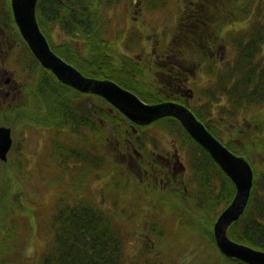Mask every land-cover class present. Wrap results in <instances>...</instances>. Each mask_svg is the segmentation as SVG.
I'll return each instance as SVG.
<instances>
[{
	"label": "rangeland",
	"instance_id": "obj_1",
	"mask_svg": "<svg viewBox=\"0 0 264 264\" xmlns=\"http://www.w3.org/2000/svg\"><path fill=\"white\" fill-rule=\"evenodd\" d=\"M113 1L110 7L104 0H89V4L97 21L100 6L102 28L110 21L105 35L118 46V50L110 52L118 58H129L133 66H143L144 71L134 73L138 77L132 79L141 80L138 84H142L141 89L149 96L164 91L163 101L191 103L198 108L210 102L206 116L221 133L218 132L222 142L235 144L234 152L249 157L256 179L262 183L264 105H247L233 114L230 111L234 109L233 104L224 97L211 100L204 93L207 87L215 85L218 74H211L212 62H207L206 57L201 68L195 57L198 51L194 42L199 35L196 32L205 28L209 19H227L234 4L203 0L206 9L198 10L178 0H119L118 4ZM211 1L215 3L210 4ZM7 2L0 0V79L5 78L11 87H8L9 94L0 91V112H4L0 125L11 128L12 146L6 160L0 157V264H41L55 236V211L61 202H75L77 198L89 199L117 216L126 238V264H234L220 256L216 243L208 237L211 234L208 229L213 230L215 237L220 213L211 210L210 215L208 210L199 208L201 195L195 196L200 191L197 175L202 168L193 165L192 158L203 164L208 162L206 167L212 169L210 159L204 158L206 154L191 147L182 137L159 127L156 121L147 125L133 122L97 93L86 92L95 96L94 104L104 108L103 112H95L96 127L87 124L76 129L64 119L59 126L55 121L43 120L47 105L40 103L36 107L38 102L33 105L34 98L23 92L21 85L28 81L29 87L35 84L38 73L43 75L40 66L55 73L36 57L16 21L14 23L13 8H9ZM182 9L189 11L184 19L180 16ZM170 15H174L173 20ZM230 22L223 25L226 36L247 24L245 20ZM54 30V39H60L62 36L58 37L57 30H62L58 26H54ZM82 36L63 35L72 43L80 40L76 48L86 57L87 45L92 39L83 40ZM227 47L226 44L219 51L221 57L226 55ZM204 49L206 56L209 52ZM32 54L39 61L38 65ZM215 60L219 61V57ZM173 76L174 80L176 76L183 80L188 77L187 91L181 95L185 101H180L175 90L168 92L163 87ZM132 79L126 73L128 84L133 83ZM85 99L86 96L81 102ZM30 106L34 113L26 119L22 116L23 109ZM105 110L111 115L121 112L123 116L117 121L104 117L105 121L101 117ZM67 147L91 150L90 153L106 157V162L100 166L83 163L77 154L64 153ZM174 154L177 155L176 170L172 166ZM167 155L171 157V164ZM202 217L205 219L200 222Z\"/></svg>",
	"mask_w": 264,
	"mask_h": 264
},
{
	"label": "trees",
	"instance_id": "obj_2",
	"mask_svg": "<svg viewBox=\"0 0 264 264\" xmlns=\"http://www.w3.org/2000/svg\"><path fill=\"white\" fill-rule=\"evenodd\" d=\"M104 1L108 7L114 3L113 0ZM120 1L116 0L117 4ZM224 1L230 5L234 4L231 8L232 13H229L227 19L224 20L223 17H218L215 20L209 19L207 25L204 26L205 28L201 27L200 31L196 32L199 35L194 42L198 51L195 57H197V64L200 68L204 64V57H206L207 62H212L209 68L211 74L215 73L216 76L218 74L215 85L211 88L207 87L204 94L209 98L224 97L233 104L234 109L230 111L235 114V111L247 105H264V0ZM237 1L240 2L237 4ZM178 2L185 3L194 9H206L203 0H178ZM7 3L9 8H12L10 0ZM211 3H215V1H211ZM216 4L219 3L216 2ZM97 8L99 9L97 15L99 21L96 19L89 0H38L37 15L40 26L54 51L77 66L84 74L112 79L137 92L146 102L163 101L162 98L165 95L163 92L160 91V93H153L155 95L149 96L146 91L141 89L142 84H138L141 80L132 79V77H138L134 76V73L144 71L142 65L133 66V62L129 58L126 59L125 56L118 58L115 53L110 52V50H118V46H115L114 42L105 35L110 26V21L105 22V28H102L101 8L100 6ZM183 9L180 12L182 19L185 18V13L189 12ZM170 16L173 20L174 15ZM239 20H245L247 24H244L233 34L227 36L223 34V25L228 21H231L232 24ZM54 26H58L63 32L57 30L58 37L62 36L58 40L53 37ZM79 34H83V40L92 39L87 45L86 57H83L76 48V42L80 40L72 43L63 37V35L72 37V35ZM226 44L228 45L227 53L221 57L219 51L223 50ZM204 48H207L209 52L206 56ZM214 51L216 52L214 55L210 54ZM33 57L34 60H37L34 55ZM216 57H219V61L215 60ZM35 62L36 65L39 64L38 60ZM40 67L43 70L42 77L41 73L35 72L38 73V78L36 77L34 81L35 84H31L29 87L28 81L27 84L21 86L23 92L34 98L33 105L37 102L36 107H39L40 103L47 105L43 120L55 121V124L59 126L64 119L67 125L76 129H81L87 124L96 127L95 112H103L104 108L94 104L95 96L78 91L75 87L61 81L50 70L43 66ZM126 73L131 77L132 84L126 82ZM134 83L141 87H137ZM175 87L177 88V86ZM78 95H81V98H78ZM84 96L86 99L81 102ZM181 100L182 98H180ZM209 103L199 108L191 103L188 104H191L190 108L205 122L213 134L224 142L220 137L221 133L216 130L206 116V108H208ZM30 109H32L31 106L23 109L22 116L26 119L29 114L34 113ZM0 116L3 117L4 112H0ZM120 116H123L121 112L118 115H111L105 110L101 117L105 121L104 117L110 121H117ZM21 119L23 120V118ZM156 122L155 124L159 127H164L178 137H182L191 147L195 146L200 149L206 154L205 159H210L209 164L213 166L212 169L206 167L209 166L208 162L203 164L192 158L193 165L202 168L197 175L200 191L195 196L201 195L199 208L208 210L210 215H212L211 210L221 213L235 194L236 188L231 178L215 162L209 151L190 135L176 117L166 116ZM225 144L233 151L236 150L235 144H231V142H225ZM63 151L64 153L77 154L83 163H91L92 166L103 165L107 159L94 152L90 153L91 150L84 151L67 147ZM109 161L111 162L112 158L109 157ZM262 188L264 189V181L258 183L254 168V183L250 201L241 217L230 225L229 235L236 241L264 250V191ZM201 219L200 222L204 221L205 218L202 217ZM53 220L55 236L47 252L43 254L41 264H126L124 231L118 225L117 216L112 213L109 214L100 205L89 199L80 198H77L75 202L63 201L55 211ZM208 231L211 233L208 237L216 243L213 230L208 229ZM216 247L218 248V246ZM220 256L234 262V264H248L240 259L227 256L221 250Z\"/></svg>",
	"mask_w": 264,
	"mask_h": 264
},
{
	"label": "water",
	"instance_id": "obj_3",
	"mask_svg": "<svg viewBox=\"0 0 264 264\" xmlns=\"http://www.w3.org/2000/svg\"><path fill=\"white\" fill-rule=\"evenodd\" d=\"M16 23L32 51L41 63L50 68L62 81L85 92L97 93L108 99L133 122L147 125L165 116H174L191 136L201 143L222 166L236 184L232 202L220 213L215 224L218 247L227 256L248 264H264V252L229 237L228 228L241 215L249 203L254 169L244 155H240L217 138L187 104L173 100L148 103L134 91L112 79L84 74L75 65L58 55L42 31L37 17L38 0H11ZM11 128L0 125V157L7 159L12 146Z\"/></svg>",
	"mask_w": 264,
	"mask_h": 264
},
{
	"label": "flooded vegetation",
	"instance_id": "obj_4",
	"mask_svg": "<svg viewBox=\"0 0 264 264\" xmlns=\"http://www.w3.org/2000/svg\"><path fill=\"white\" fill-rule=\"evenodd\" d=\"M174 64H177V63L174 62ZM187 81H188V77H186L183 80L181 78H177V76H176V79L174 80V76H173L172 78L169 77V81L168 82L166 81V83H164L163 87H164L165 91H168V92L170 90H175L177 92V94L180 96V98H182L181 95L183 94V92L187 91V88H185L186 85H187ZM0 84L2 85V87H0V91H6V93L9 94L10 91H8V87H11V83L10 82L7 83V80L5 78L1 77ZM175 86H177V88ZM163 87H162V91H163ZM11 92H12V89H11ZM163 93L165 94L164 91H163ZM190 94L192 96H194V94L192 92H190ZM183 100L185 101V99H183ZM166 159H167V161H169V164H171L170 163L171 157L169 155H167ZM176 159H177V155L174 154L173 155L174 165H172L174 170H176L178 168L177 165L175 164L176 163Z\"/></svg>",
	"mask_w": 264,
	"mask_h": 264
}]
</instances>
